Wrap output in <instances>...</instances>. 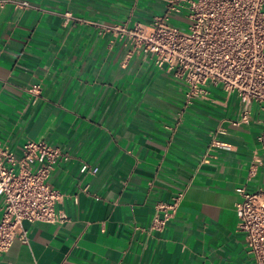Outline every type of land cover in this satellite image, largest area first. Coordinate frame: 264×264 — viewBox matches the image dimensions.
Listing matches in <instances>:
<instances>
[{"label": "crops", "instance_id": "obj_1", "mask_svg": "<svg viewBox=\"0 0 264 264\" xmlns=\"http://www.w3.org/2000/svg\"><path fill=\"white\" fill-rule=\"evenodd\" d=\"M26 1L0 6V143L68 153L48 178L66 219L24 221L27 242L16 238L0 264H254L235 205L236 188L264 186L257 104L238 125L241 102L220 86L185 104L182 81L95 26L149 22L166 0ZM66 11L75 19L64 24ZM218 125L229 151L208 149ZM178 194L173 217L149 231L156 203Z\"/></svg>", "mask_w": 264, "mask_h": 264}, {"label": "built area", "instance_id": "obj_2", "mask_svg": "<svg viewBox=\"0 0 264 264\" xmlns=\"http://www.w3.org/2000/svg\"><path fill=\"white\" fill-rule=\"evenodd\" d=\"M16 7L28 6L26 0H0ZM181 15L187 31L172 24ZM63 22L75 19L70 11ZM101 34L109 33L150 57L155 66L171 72L186 85L184 101L190 104L204 96V86H220L235 93L241 102L240 118L233 125L248 123L250 106L257 104L261 129L256 137L264 156V0H166L163 14L149 22L126 20L119 23H95ZM27 91L36 98L40 85ZM226 134L218 125L212 132L208 149L231 150L220 139ZM68 153L45 141L27 140L16 154L0 143V254L9 250L16 238L27 242L24 221L62 223L66 215L55 209L63 194L48 178ZM254 161L261 163L260 157ZM97 168H93L95 172ZM240 200L235 205L237 231L243 233L247 253L254 264H264V186L253 192L236 188ZM181 194L168 202H158L150 230H162L173 217ZM22 228L18 233L17 229ZM139 229L138 226L134 227Z\"/></svg>", "mask_w": 264, "mask_h": 264}, {"label": "rangeland", "instance_id": "obj_3", "mask_svg": "<svg viewBox=\"0 0 264 264\" xmlns=\"http://www.w3.org/2000/svg\"><path fill=\"white\" fill-rule=\"evenodd\" d=\"M178 27L181 28L182 31L186 32L187 31V24L186 23H182V24H175V23H172Z\"/></svg>", "mask_w": 264, "mask_h": 264}]
</instances>
